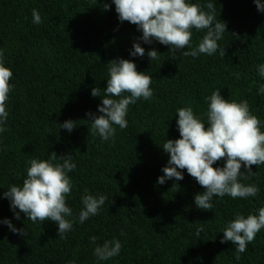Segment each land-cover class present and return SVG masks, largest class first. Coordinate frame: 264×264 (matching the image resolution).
I'll return each mask as SVG.
<instances>
[{"label": "trees", "instance_id": "16d2710c", "mask_svg": "<svg viewBox=\"0 0 264 264\" xmlns=\"http://www.w3.org/2000/svg\"><path fill=\"white\" fill-rule=\"evenodd\" d=\"M187 2L205 12L213 3L216 21L226 24L214 55H181L198 47L206 29L193 28L191 48L183 50L154 39L145 43L137 25L119 20L113 0H0V49L4 66L13 72L7 130L0 133V264H264V229L239 259L235 244L221 243L237 215H258L264 207V164L239 178L256 185L257 196H214L212 210L195 205V196L205 189L186 169H178L183 180L157 182L170 159L163 144L180 138L177 109L190 106L207 127L206 98L214 91L229 102L247 101L264 131V93L259 92L264 77L258 74L264 64V12L254 0ZM33 9L42 23H33ZM134 43L145 49L143 57L130 54ZM153 49L159 54L150 61L147 53ZM119 59L151 76L154 94L129 105L128 127L113 125L115 137L103 141L93 134L87 114L102 115L98 107L110 78L109 62ZM93 88L101 97L91 95ZM69 120L75 126L71 132L60 126ZM52 152L58 156L54 164H62L59 156L66 154L76 164L68 172L73 187L66 197L72 210L66 219L73 228L64 238L57 223L32 222L13 211L4 196L12 185L22 187L32 159L48 160ZM241 171L246 172L243 165ZM85 195L107 199L98 215L80 223ZM6 219L25 228L27 236L10 231ZM114 240L122 245L119 255L99 260L95 248Z\"/></svg>", "mask_w": 264, "mask_h": 264}, {"label": "clouds", "instance_id": "9594fccd", "mask_svg": "<svg viewBox=\"0 0 264 264\" xmlns=\"http://www.w3.org/2000/svg\"><path fill=\"white\" fill-rule=\"evenodd\" d=\"M115 10L121 22L128 21L137 25L142 30L141 39L145 43L156 40L170 49L183 50L191 48L192 29L197 31L207 30L198 47L190 51H181V55L197 57L200 54L214 55L218 50V41L226 32V24L216 21L213 3L207 4L208 11L201 9L196 3L187 0H113ZM258 11L264 12V4L254 0ZM109 5L104 4L108 10ZM33 23H42L41 15L32 10ZM132 56L143 57L145 49L139 43H134ZM156 50H150L147 55L150 61L158 58ZM220 55L225 56V50H220ZM109 79L105 88V98L98 111L102 115L92 113V132L98 134L103 141L114 138L118 125L120 129L128 127L126 116L129 105L137 100H150L153 97L151 88L152 77L145 72H138L134 62L126 59L112 60L109 62ZM258 74L264 77V64L258 66ZM13 72L4 66V51L0 49V133L7 130L6 122L8 112L6 103L13 85L9 83ZM259 92L264 93V85H260ZM128 94V95H125ZM91 95L101 97L100 89L93 88ZM108 97H118L112 99ZM208 102L207 127L200 118L194 115L193 109L182 107L177 109V126L180 138L167 139L162 148L170 154L168 166L162 169L164 175L158 178L159 184H164L166 179L183 180L182 171L195 178L205 189L203 193L194 198L195 205L202 210H212L213 197L230 196L233 199L255 197L259 192L256 185H245L239 182L242 174H255L252 166L264 164V131H261V121L251 113L247 101L236 102L224 99L220 90L214 91ZM62 128L69 132L73 130L74 121H65ZM58 156L51 153L48 160L32 159L27 168V177L23 180L22 187L12 185L4 196L10 200L13 211L19 209L27 219L32 222L51 220L58 224L59 238L73 228L72 221L66 219L72 215V210L67 206L66 197L72 192V182L68 172L76 168L72 157L68 154L59 156L62 164H54ZM225 160L223 167L214 168L213 165ZM242 165L246 172L241 171ZM248 175L244 178L247 179ZM107 197L100 195H85L82 198L83 209L79 213V221L83 223L90 216L98 215L105 204ZM16 212V219L20 218ZM9 230L27 236L24 229H17L10 220H4ZM264 229V207L258 210V215L249 214L246 218L237 215L223 230L224 236L221 243L232 242L236 245V258L244 253L249 243L254 242L257 233ZM203 227L197 229L202 232ZM94 243L96 237L91 238ZM119 240L106 241L94 250L99 260H108L119 255L121 250Z\"/></svg>", "mask_w": 264, "mask_h": 264}]
</instances>
